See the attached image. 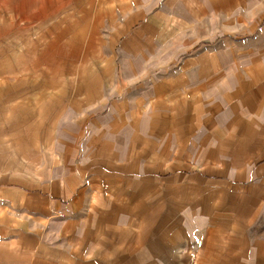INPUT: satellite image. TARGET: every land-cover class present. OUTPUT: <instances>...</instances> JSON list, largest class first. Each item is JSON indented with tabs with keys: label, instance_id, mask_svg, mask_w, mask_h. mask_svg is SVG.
Instances as JSON below:
<instances>
[{
	"label": "crops",
	"instance_id": "1",
	"mask_svg": "<svg viewBox=\"0 0 264 264\" xmlns=\"http://www.w3.org/2000/svg\"><path fill=\"white\" fill-rule=\"evenodd\" d=\"M154 1L94 0L137 55L83 136L61 116L0 170V264H264V27L170 75L143 60L257 0Z\"/></svg>",
	"mask_w": 264,
	"mask_h": 264
},
{
	"label": "rangeland",
	"instance_id": "2",
	"mask_svg": "<svg viewBox=\"0 0 264 264\" xmlns=\"http://www.w3.org/2000/svg\"><path fill=\"white\" fill-rule=\"evenodd\" d=\"M160 1L165 0H155L150 13L159 10ZM93 2L0 0L2 172L12 165L23 167H19V158H24L26 150L50 141L61 116L65 124L78 127L80 121L83 136L91 115L104 108L105 96L113 88L120 91L126 73L121 55L132 60L137 52L120 53L122 38L112 36L109 22L104 21L110 16L105 13L107 6ZM238 14L242 19L237 26L232 22L221 25L217 20L202 22L200 27L195 21L193 32H201L178 44L177 52L147 54L144 61H156L147 70L170 75L175 63L185 59L236 41L243 46L264 27V0H257L256 5L241 4Z\"/></svg>",
	"mask_w": 264,
	"mask_h": 264
}]
</instances>
